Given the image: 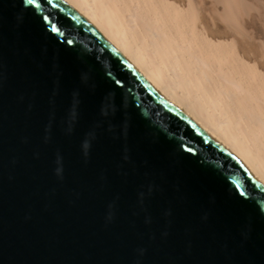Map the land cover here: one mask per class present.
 Segmentation results:
<instances>
[{
	"label": "water",
	"instance_id": "obj_1",
	"mask_svg": "<svg viewBox=\"0 0 264 264\" xmlns=\"http://www.w3.org/2000/svg\"><path fill=\"white\" fill-rule=\"evenodd\" d=\"M0 264H264V183L64 0H0Z\"/></svg>",
	"mask_w": 264,
	"mask_h": 264
},
{
	"label": "bare ground",
	"instance_id": "obj_2",
	"mask_svg": "<svg viewBox=\"0 0 264 264\" xmlns=\"http://www.w3.org/2000/svg\"><path fill=\"white\" fill-rule=\"evenodd\" d=\"M264 183V0H64Z\"/></svg>",
	"mask_w": 264,
	"mask_h": 264
},
{
	"label": "snow or ice",
	"instance_id": "obj_3",
	"mask_svg": "<svg viewBox=\"0 0 264 264\" xmlns=\"http://www.w3.org/2000/svg\"><path fill=\"white\" fill-rule=\"evenodd\" d=\"M20 3L27 6L31 3V0H20Z\"/></svg>",
	"mask_w": 264,
	"mask_h": 264
}]
</instances>
